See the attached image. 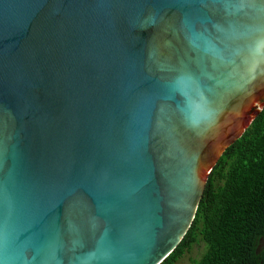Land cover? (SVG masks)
Returning <instances> with one entry per match:
<instances>
[{
	"label": "water",
	"instance_id": "water-1",
	"mask_svg": "<svg viewBox=\"0 0 264 264\" xmlns=\"http://www.w3.org/2000/svg\"><path fill=\"white\" fill-rule=\"evenodd\" d=\"M264 107V0H0V264H161Z\"/></svg>",
	"mask_w": 264,
	"mask_h": 264
},
{
	"label": "trees",
	"instance_id": "trees-1",
	"mask_svg": "<svg viewBox=\"0 0 264 264\" xmlns=\"http://www.w3.org/2000/svg\"><path fill=\"white\" fill-rule=\"evenodd\" d=\"M264 264V107L210 172L191 227L161 264Z\"/></svg>",
	"mask_w": 264,
	"mask_h": 264
},
{
	"label": "rangeland",
	"instance_id": "rangeland-1",
	"mask_svg": "<svg viewBox=\"0 0 264 264\" xmlns=\"http://www.w3.org/2000/svg\"><path fill=\"white\" fill-rule=\"evenodd\" d=\"M203 253V247L202 246H197L194 247L190 253L186 254L182 260L179 261L177 264H192L191 260L193 259H198L201 254Z\"/></svg>",
	"mask_w": 264,
	"mask_h": 264
}]
</instances>
